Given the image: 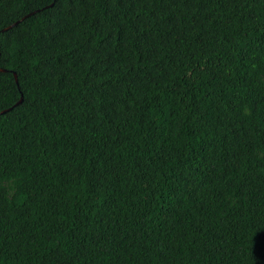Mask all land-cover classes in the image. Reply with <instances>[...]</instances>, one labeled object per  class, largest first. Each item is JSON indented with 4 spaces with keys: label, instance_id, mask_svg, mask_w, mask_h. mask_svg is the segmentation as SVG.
<instances>
[{
    "label": "trees",
    "instance_id": "1",
    "mask_svg": "<svg viewBox=\"0 0 264 264\" xmlns=\"http://www.w3.org/2000/svg\"><path fill=\"white\" fill-rule=\"evenodd\" d=\"M0 69V264H264V0H0Z\"/></svg>",
    "mask_w": 264,
    "mask_h": 264
},
{
    "label": "water",
    "instance_id": "2",
    "mask_svg": "<svg viewBox=\"0 0 264 264\" xmlns=\"http://www.w3.org/2000/svg\"><path fill=\"white\" fill-rule=\"evenodd\" d=\"M18 23V22H17ZM17 23H15V24H17ZM14 24V25H15ZM14 25H11V26H9V27H7V28H5L4 30H2V31H7V30H9L10 28H12ZM0 71H2V72H4V70H2V69H0ZM14 77H15V81H16V83H17V77H16V75L14 74ZM21 101H22V98L20 99V103H21ZM3 113H5V111L4 112H2V114Z\"/></svg>",
    "mask_w": 264,
    "mask_h": 264
}]
</instances>
